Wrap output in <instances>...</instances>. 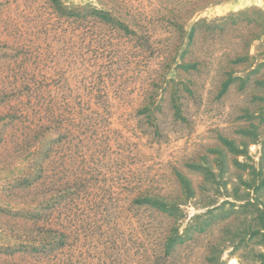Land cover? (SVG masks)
Returning <instances> with one entry per match:
<instances>
[{
  "label": "rangeland",
  "instance_id": "374dc122",
  "mask_svg": "<svg viewBox=\"0 0 264 264\" xmlns=\"http://www.w3.org/2000/svg\"><path fill=\"white\" fill-rule=\"evenodd\" d=\"M59 1L0 0V264H264V0Z\"/></svg>",
  "mask_w": 264,
  "mask_h": 264
},
{
  "label": "trees",
  "instance_id": "16d2710c",
  "mask_svg": "<svg viewBox=\"0 0 264 264\" xmlns=\"http://www.w3.org/2000/svg\"><path fill=\"white\" fill-rule=\"evenodd\" d=\"M53 2H54V6L56 8H59V9L64 8V6L62 5V3L60 1L58 2V0H53ZM72 13H73V11H72Z\"/></svg>",
  "mask_w": 264,
  "mask_h": 264
}]
</instances>
